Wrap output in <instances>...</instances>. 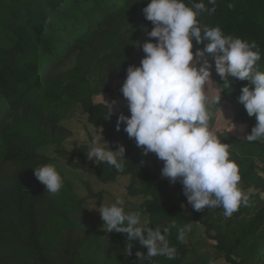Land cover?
I'll list each match as a JSON object with an SVG mask.
<instances>
[{
    "label": "trees",
    "instance_id": "trees-1",
    "mask_svg": "<svg viewBox=\"0 0 264 264\" xmlns=\"http://www.w3.org/2000/svg\"><path fill=\"white\" fill-rule=\"evenodd\" d=\"M149 2L0 0V193L6 194L0 199V217L8 219L0 223L2 264H141L136 252L146 256L147 249L138 240L130 241L132 255L127 256V235L106 232L100 215L97 220L86 205L113 203L117 197L112 196L110 184L121 177L129 178L128 198L143 202L135 209L127 201L126 211L140 210L153 228L176 225L168 235L177 250L175 258L153 257L152 264H208L195 248L177 239L179 224L194 223L205 226L227 262L264 264V179L254 167L256 162L264 164V141L250 143L229 130L217 132L221 142L231 146L240 184L256 188L257 193L249 195V204L231 217L224 216L223 208L196 211L184 196L182 184L162 176L163 161L152 153L148 164L141 163L144 150L128 137L123 130L126 125L117 131L118 117H130L128 103L108 119L107 105L95 103L97 96L114 93L112 80H125L128 67L140 66L145 56L142 44L156 42L148 37L153 25L142 11ZM203 3L215 11L202 12L200 24L219 26L226 36L255 42L261 53L257 66L264 72V0ZM207 43L193 40V52ZM207 59L215 68L214 54H207ZM218 79L222 100L236 113L234 122L246 126L250 134L256 118L239 103L241 89L250 82L233 79L225 86ZM77 108L91 126L101 130L81 143L71 140L73 132L66 126ZM93 142H106L113 151L123 145L124 171L89 160L86 154ZM47 146L67 167L87 176L84 193L79 194L75 178L45 154ZM49 163L64 179L55 195L46 192L34 175V168ZM8 237L15 240L6 242Z\"/></svg>",
    "mask_w": 264,
    "mask_h": 264
},
{
    "label": "clouds",
    "instance_id": "clouds-1",
    "mask_svg": "<svg viewBox=\"0 0 264 264\" xmlns=\"http://www.w3.org/2000/svg\"><path fill=\"white\" fill-rule=\"evenodd\" d=\"M208 2L215 4V0ZM142 11L153 25L148 37L156 42H144L145 56L140 66L127 69L120 91L128 102L130 117H118L117 131L125 124L123 130L145 155L154 153L163 161L162 176L182 184L183 194L194 210L223 208L224 216L231 217L249 204V195L240 186V168L231 158V146L221 142L210 124L211 105H218L221 96L208 95L212 66L207 54H214L215 71L225 86H230L233 79L250 82L241 89L239 103L257 121L246 136L251 143L264 141V72L257 66L261 53L255 42L226 36L219 26H202L198 19L201 13L215 11L207 9L203 0H188L187 4L185 0H150ZM193 40L208 43L194 53ZM115 104H106L107 119ZM125 151L123 145L113 151L106 142H93L86 155L96 164L107 163L123 172ZM34 175L50 194L59 193L64 186L54 164L34 168ZM98 212L106 232L127 235V256L132 255L130 241L138 240L147 249L146 256L136 252L141 264H152L157 256L175 258L177 250L168 239L170 229L176 227L174 223L150 227L140 210L126 211L125 200L120 197L111 204H101ZM190 231V224L180 228L177 239L183 242Z\"/></svg>",
    "mask_w": 264,
    "mask_h": 264
},
{
    "label": "rangeland",
    "instance_id": "rangeland-1",
    "mask_svg": "<svg viewBox=\"0 0 264 264\" xmlns=\"http://www.w3.org/2000/svg\"><path fill=\"white\" fill-rule=\"evenodd\" d=\"M211 76H210V81L207 84V92L210 97H215L217 95L220 96L221 91L223 88L219 86V75L216 73L215 68H211ZM126 78V77H125ZM116 79H118L116 77ZM124 81L121 80H115L114 84V93L113 94H103L102 96L100 95L98 98H96V102H104L107 104H111L113 101H116V104L113 108V112L116 113L121 106L126 105L128 102L127 100L123 97L122 92L120 91ZM74 110V109H73ZM211 111L213 113L212 119L210 121L211 127L213 128L214 131L219 132L222 130H229L233 135L240 139H246V136L249 135L246 133V126L244 125H239L236 122H234V118L236 117V113L234 111V108L232 105L227 102L220 99L218 105L213 104L211 105ZM75 114L81 115V110H77ZM75 116V115H73ZM83 121V119H82ZM79 122L76 123L74 128H73V135L71 137L72 140L74 141H79V138L77 136V133H80L81 137H83V141L87 139V137L90 134H87L84 131L88 129L89 126H87L84 122ZM251 134V133H250ZM94 136V135H93ZM70 140V139H69ZM72 142V141H70ZM81 143V142H80ZM45 154L48 156L52 157V162L54 161L55 165L58 166L59 168L63 169V172L69 175H72L75 180H76V191L79 194L84 193L85 186L83 185V181H86V175L79 171V170H73L69 167L66 166V163L63 160H59L56 155L54 154V151L51 147L47 146L43 150ZM153 159L152 153H148L147 155L144 154V152L140 153V158L139 161L141 163H146L148 164L151 160ZM145 161V162H144ZM164 165H162L163 168ZM255 170L257 173L264 179V164H261L260 162H256L255 165ZM165 178V177H164ZM168 179V178H166ZM169 180V179H168ZM170 181V180H169ZM171 182V181H170ZM110 185H113V193L112 196L114 197H120L125 200V205L128 204V202L134 206L135 209L139 208L142 206V201L140 200H134V199H129L127 196V187L129 185V178H120L119 180L115 181L114 183H111ZM240 186L248 192V195L257 193V189L253 188H248L246 183H241ZM255 186H258L255 184ZM110 186V190H111ZM108 189V187H106ZM5 191H2L0 193V199L4 197ZM103 198H104V193H103ZM262 199L264 200V194L262 195ZM128 201V202H127ZM95 202V201H93ZM93 202H89L88 204L86 203L87 207L93 212L95 217H98L100 214L98 212V208L100 205L93 204ZM97 210V211H96ZM8 219L6 218H1L0 217V223L6 224ZM99 220V217L97 218ZM185 224H179L177 226V230L179 232L180 228H183ZM4 240V237H0V242ZM15 240V238L13 239ZM9 237L5 240L6 242H12ZM184 246L186 247H193L195 250L199 253L200 256L204 257L206 262L208 264H231L226 261L225 255L220 252V250L217 248V242L212 240L208 234L206 233V228L200 223H194L191 224V231L187 232L185 235V240L183 242ZM239 261V259H235ZM3 262L0 261V264ZM264 263V260H263Z\"/></svg>",
    "mask_w": 264,
    "mask_h": 264
},
{
    "label": "crops",
    "instance_id": "crops-1",
    "mask_svg": "<svg viewBox=\"0 0 264 264\" xmlns=\"http://www.w3.org/2000/svg\"><path fill=\"white\" fill-rule=\"evenodd\" d=\"M115 80H120V79H114V80H112V82H111V86H112V89H114V84H115ZM121 81H125V80H121ZM103 94H101V96H102ZM100 96V95H99ZM99 96H97L96 98H98ZM96 98H95V103H99V102H96ZM101 103H104V102H101ZM105 104V103H104ZM107 104V103H106ZM77 110H80V109H75L73 112V114L75 115V116H71V118H70V120L66 123V126L68 127V128H70V130L73 132V128H74V126H75V124L76 123H79V122H81L82 121V119H83V121L82 122H84L87 126H89L88 127V129H86L85 131H84V133L86 132L87 134H91V135H95V136H97L99 133H101V130L100 129H98V128H94L93 126H91L90 124H89V122H88V117H87V115L81 110V115H78V114H75V112L77 111ZM81 134L80 133H77V136H78V138H79V141L80 142H84L83 141V137H81L80 136ZM72 140V139H71ZM72 141H74V140H72Z\"/></svg>",
    "mask_w": 264,
    "mask_h": 264
}]
</instances>
